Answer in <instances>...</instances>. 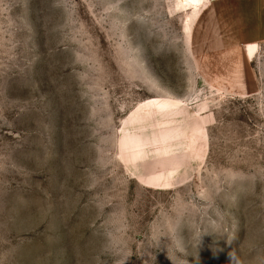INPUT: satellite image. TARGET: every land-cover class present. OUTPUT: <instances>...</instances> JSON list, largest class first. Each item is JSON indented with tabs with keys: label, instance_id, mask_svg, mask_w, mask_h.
Here are the masks:
<instances>
[{
	"label": "rangeland",
	"instance_id": "obj_1",
	"mask_svg": "<svg viewBox=\"0 0 264 264\" xmlns=\"http://www.w3.org/2000/svg\"><path fill=\"white\" fill-rule=\"evenodd\" d=\"M0 264H264V0H0Z\"/></svg>",
	"mask_w": 264,
	"mask_h": 264
}]
</instances>
